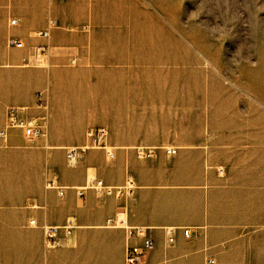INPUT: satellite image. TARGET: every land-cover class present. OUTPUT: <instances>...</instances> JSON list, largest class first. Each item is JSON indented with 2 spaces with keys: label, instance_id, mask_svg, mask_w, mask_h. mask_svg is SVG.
<instances>
[{
  "label": "crops",
  "instance_id": "obj_1",
  "mask_svg": "<svg viewBox=\"0 0 264 264\" xmlns=\"http://www.w3.org/2000/svg\"><path fill=\"white\" fill-rule=\"evenodd\" d=\"M12 3L18 18H0V62L6 52L25 63L0 97V264H124L142 238L105 226L121 206L152 241L142 264H264V99L173 45L161 0ZM48 20L55 25L39 37ZM35 91L45 108L35 107ZM12 105L40 125L33 144L4 128ZM98 127L113 156L89 147L69 163L66 148L87 144L85 132ZM90 176L114 187L130 180L131 196H78ZM43 224L58 227L51 247Z\"/></svg>",
  "mask_w": 264,
  "mask_h": 264
},
{
  "label": "rangeland",
  "instance_id": "obj_2",
  "mask_svg": "<svg viewBox=\"0 0 264 264\" xmlns=\"http://www.w3.org/2000/svg\"><path fill=\"white\" fill-rule=\"evenodd\" d=\"M11 1L0 0V18L9 10L15 11ZM42 1L47 8L48 0ZM161 4L171 9L168 27L173 45L177 43L187 48L189 59L198 56L205 69L229 81L230 85L245 82L251 96L264 99V0H161ZM7 18H18V15L9 13ZM12 32L17 33L16 29ZM43 52L35 51L36 54ZM3 58L0 97L9 95L18 70L25 63L18 56L13 61L8 60L6 52ZM39 93L46 102L43 94L35 91L37 108ZM91 179L93 176L88 177L87 182Z\"/></svg>",
  "mask_w": 264,
  "mask_h": 264
},
{
  "label": "built area",
  "instance_id": "obj_3",
  "mask_svg": "<svg viewBox=\"0 0 264 264\" xmlns=\"http://www.w3.org/2000/svg\"><path fill=\"white\" fill-rule=\"evenodd\" d=\"M15 19H11L10 23L13 24ZM55 25L54 20H48L47 28L37 32V35L42 38H47L48 36V29ZM8 45L15 46L17 48L22 46V42L17 39H8ZM46 48L44 44H38L35 46L34 50L36 52H43ZM41 94H37V106L38 108H45L46 102L41 99ZM28 107L22 105H13L9 106L6 109V121L4 128H16L21 130L25 140L29 144H33L36 139L42 136V131L40 125L37 123L35 118L28 113ZM106 130L104 127H98L94 129H88L85 132V136L88 139V143L83 146H70L66 148L65 156L69 163L73 164L76 160H78L81 154L84 152L86 148L94 147V148H101L104 150L106 156L111 158L113 156L111 148L105 143L104 138ZM5 134L4 129H0V136L3 137ZM173 149H166V152H173ZM137 156H149L151 152H143L141 148H137ZM221 172V169H219ZM46 186H52L51 181L46 182ZM94 189L96 192H103L104 194L114 195L116 197H123V196H131L132 193V182L128 180L122 186H109L105 185L101 179L93 178L89 182H85L82 186L75 187L76 194L78 196H82L83 192L86 189ZM58 189V194H62V188L56 186ZM127 210L125 206L119 207L114 215L108 218L105 221V226L110 228H122L126 231V236L128 238L135 236L141 237L142 242L140 245H128L125 249V256H124V264H142L143 259L147 250L152 247V241L145 237L144 235V228L140 226H129L126 221ZM29 223L34 224V220H29ZM72 227L71 220H67L62 229L66 232L70 230ZM57 226L43 224L41 226L42 232V242L44 246L51 247L55 243V237L57 233ZM167 234L168 242H172V232L173 228L168 227L165 229ZM183 235L188 237L189 236V229L183 228L182 230ZM208 262H212V260H208Z\"/></svg>",
  "mask_w": 264,
  "mask_h": 264
}]
</instances>
